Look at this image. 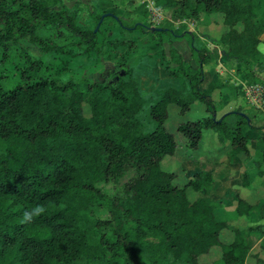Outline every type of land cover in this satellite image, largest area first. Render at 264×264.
Here are the masks:
<instances>
[{"label": "trees", "instance_id": "obj_1", "mask_svg": "<svg viewBox=\"0 0 264 264\" xmlns=\"http://www.w3.org/2000/svg\"><path fill=\"white\" fill-rule=\"evenodd\" d=\"M62 1L0 0V264H264V225L236 227L230 241L221 240L228 223L215 215L210 198L194 196L211 183V174L197 172L177 182L179 170L169 162L164 165L177 146L195 149L208 128L223 134L233 155L249 157L242 131L243 125H251L247 115L239 108L219 117L215 113L213 93L224 83L217 78L206 82L203 64L216 53L195 45L193 32H188L193 66L172 45V28L126 23L115 12L99 9L98 23L111 17L122 31L138 29L169 39L176 67L168 66L166 72L179 84L164 88L151 104L154 126L146 129L139 116L145 98L138 77L130 72L121 74L116 67L93 83L60 81L49 71L45 55L72 52L41 35L40 27L69 28L81 52L100 53L105 46L121 51L133 44L120 36L99 38L96 26H80L66 7H55ZM153 1L164 7L181 2L192 16L222 13L227 29L218 40L226 44V56L234 58L246 83L260 82L252 61L264 58L257 47L264 40V0ZM107 2L100 0L99 6ZM23 40L41 56L30 53ZM15 58L22 62L17 77L8 68ZM196 102L209 114L189 116L177 123L176 132L169 130L171 106L183 117ZM230 114L239 117L233 125L226 121ZM256 147L264 152V130ZM243 179L247 186L245 170ZM36 205L45 206V213L23 223V212ZM94 207H103L108 216H97ZM253 208L237 195L236 216L253 219ZM251 232L262 236L252 251ZM212 246H219L220 256L207 260ZM247 257L253 261L246 262Z\"/></svg>", "mask_w": 264, "mask_h": 264}, {"label": "rangeland", "instance_id": "obj_2", "mask_svg": "<svg viewBox=\"0 0 264 264\" xmlns=\"http://www.w3.org/2000/svg\"><path fill=\"white\" fill-rule=\"evenodd\" d=\"M100 0H63L61 4H57L55 7L60 8L62 6L67 8L68 13L72 14L76 18V22L83 27L93 28L96 26L98 30L99 38H111L114 36H120L121 38L131 39L133 44L130 46H124L121 51L119 49L113 50L110 46H105L104 51L97 53L94 51L81 52V48L78 47L74 41L77 36L74 35L71 30L63 26H45L40 27L38 32L43 36L52 37L57 43L64 45L66 49L71 50V54L66 52L54 51L44 56V62L49 66V71L55 75L60 81H75L88 79L90 82H101L108 76V73L114 70L116 67L121 74L130 72L139 79L140 92L145 98L142 109L139 112V116L146 129H151L154 126V122L149 115V110L152 102L160 96L161 91L170 84L176 83L177 80L170 76L166 69L169 67H176V64L171 60L169 54V39L166 35L154 34L151 35L148 32H143L138 29H132L127 31L120 30L116 21L111 18H105L101 23L96 20V14L99 9L105 11L115 12L118 17H121L126 23H133L135 21H141L148 26H167L173 29L174 35L172 39L180 38L184 36V40L189 39L188 32H193V43L197 46H208L216 56L205 67L208 72L213 74V67L216 64L222 68V62L226 66H230V72L226 69L224 71L225 79H232V82L239 81L242 76V72L237 69V63L234 58L226 56L227 46L226 44L219 42L218 36L220 33L227 29L222 23L223 14L220 12H212L206 14L199 12L197 16L187 14L186 6L181 2L171 6L164 7L158 5L153 0H105L108 1L101 8L99 6ZM238 31L242 29V25L237 23L235 25ZM204 33L209 34L208 39L204 36ZM264 33L260 34L263 39ZM209 40V41H208ZM172 41V42H173ZM264 42V40H261ZM23 42L29 46V52L35 57H40L41 53L37 47L26 40ZM174 43V42H173ZM258 47V45H257ZM264 45L261 44V49ZM114 52V54H113ZM262 55L263 53L259 50ZM218 58V59H217ZM193 64L194 59L187 60ZM123 65V66H122ZM253 67L256 69V75H260V82L264 84V58L258 56L252 61ZM22 66L21 60L15 58L8 64V68L14 72L15 76L20 72ZM75 87V84H73ZM251 98L238 104L240 109L250 118L252 124L260 125L264 122L263 116H259V110L264 108V87L261 85H254L249 89ZM237 104H227L222 109H233ZM257 107V108H256ZM83 110L85 114H89V107L86 102H83ZM179 108L177 106H171L169 117L166 120V125L169 130L176 132V125L182 119L191 117L179 114ZM264 112V111H262ZM221 113V112H220ZM219 114V113H218ZM219 116V115H217ZM239 117L231 115L227 117L228 123L232 124L237 121ZM177 134V133H176ZM176 156H181L177 154ZM170 160L164 161V165H167ZM122 180L118 183L120 184ZM94 213L99 217L108 216V212L103 207H94ZM231 237L232 233H228ZM221 240H227L221 236ZM218 250V247L213 246ZM253 259L251 258L250 261Z\"/></svg>", "mask_w": 264, "mask_h": 264}, {"label": "crops", "instance_id": "obj_3", "mask_svg": "<svg viewBox=\"0 0 264 264\" xmlns=\"http://www.w3.org/2000/svg\"><path fill=\"white\" fill-rule=\"evenodd\" d=\"M204 36L208 39L209 34L204 33ZM173 42L172 45L183 55L185 60L194 59L191 57L189 44L184 40V36L174 39ZM261 44L264 45V42L260 41L258 43L259 50L261 49ZM262 53L264 54V52ZM211 61L203 64L205 81L208 82L210 79L217 78L224 83V86L221 89H215L213 93L214 98L218 101L215 112L216 116H221L227 111L238 109L240 107L238 105L240 104V99L241 102H245V100L251 98L249 89H252L254 85H261L264 87V84L259 82L255 84L246 83L243 75L237 82H232V79H225L226 75L224 74V71L226 69L228 71L231 70V67L226 66L223 62L222 68H220L221 66L218 64L213 67L212 74L211 72H208L205 67L207 64H210ZM192 65L196 66V61H193ZM230 74L232 75L231 72ZM172 77L175 78L177 82L167 86H178V79L174 76ZM258 77L262 78L260 75H258ZM238 95H240V99ZM159 97L160 96H157L152 104L159 99ZM230 103H236L237 105L233 109H227L222 112V109ZM257 110L259 111L257 118H259V116H263L264 118V112H262L264 111V108H262V110L257 108ZM189 112L191 115L190 119H196L209 114V112L206 111L205 106L200 102L192 104L188 113ZM231 115L236 114L226 116L227 122V117ZM234 123L235 122L228 124L233 125ZM263 124L264 122L260 125H255L251 122V125L245 124L242 126V131L247 138L246 145L249 150V157L247 159L244 158V154L241 152L233 155L231 153L230 142L224 138L220 131H215L210 128L203 129L198 146L195 149L190 151L185 143L182 142V145L177 146L176 154L168 158L170 160L169 165H171L173 169L179 170L177 176L178 179H176L177 182H181L182 179H189L197 172H208L211 174V183L203 185L195 192L194 196H204L212 200L215 205V215L228 223V228H224L220 231V237L222 236L229 241L232 238L228 233H232V230L236 227L246 228L248 225L256 223L264 225V152L256 147L257 141L264 130L259 127ZM177 154H181V156H176ZM244 170L250 176L249 184L247 186L244 185ZM237 195L244 198L248 203L254 205V208L250 211L253 219L246 215L236 216ZM248 236L249 239L252 240V246L250 248V251H252L262 236L256 232L248 233ZM216 247H218V250L213 246L209 249L206 254L207 260H214L220 256L219 246ZM246 260V262H249L250 257H247Z\"/></svg>", "mask_w": 264, "mask_h": 264}, {"label": "clouds", "instance_id": "obj_4", "mask_svg": "<svg viewBox=\"0 0 264 264\" xmlns=\"http://www.w3.org/2000/svg\"><path fill=\"white\" fill-rule=\"evenodd\" d=\"M260 51L264 52V49H260ZM46 211L45 206L43 205H36L30 209H27L23 212L22 222L23 223H32Z\"/></svg>", "mask_w": 264, "mask_h": 264}, {"label": "water", "instance_id": "obj_5", "mask_svg": "<svg viewBox=\"0 0 264 264\" xmlns=\"http://www.w3.org/2000/svg\"><path fill=\"white\" fill-rule=\"evenodd\" d=\"M152 28H154L155 26H151Z\"/></svg>", "mask_w": 264, "mask_h": 264}]
</instances>
